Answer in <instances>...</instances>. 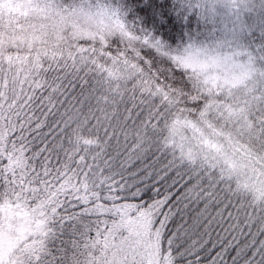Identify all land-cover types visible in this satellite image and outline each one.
<instances>
[{"label": "snow or ice", "instance_id": "snow-or-ice-1", "mask_svg": "<svg viewBox=\"0 0 264 264\" xmlns=\"http://www.w3.org/2000/svg\"><path fill=\"white\" fill-rule=\"evenodd\" d=\"M0 264H264V0H0Z\"/></svg>", "mask_w": 264, "mask_h": 264}, {"label": "trees", "instance_id": "trees-1", "mask_svg": "<svg viewBox=\"0 0 264 264\" xmlns=\"http://www.w3.org/2000/svg\"><path fill=\"white\" fill-rule=\"evenodd\" d=\"M257 42H258V40H257Z\"/></svg>", "mask_w": 264, "mask_h": 264}]
</instances>
